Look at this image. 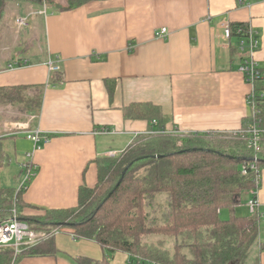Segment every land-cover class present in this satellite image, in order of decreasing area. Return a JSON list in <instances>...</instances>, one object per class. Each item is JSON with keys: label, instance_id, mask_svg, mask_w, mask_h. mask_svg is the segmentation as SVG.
I'll return each instance as SVG.
<instances>
[{"label": "crops", "instance_id": "0c3cea01", "mask_svg": "<svg viewBox=\"0 0 264 264\" xmlns=\"http://www.w3.org/2000/svg\"><path fill=\"white\" fill-rule=\"evenodd\" d=\"M15 5L14 22L7 19L10 28L1 43L7 45V39L16 36L21 47L25 38L40 35L45 42L43 56L38 51L22 54V49L13 56L16 52L6 54L7 46L0 49V88H26L16 106L0 107V138L14 142L11 153L26 143L23 153L32 155L37 168L22 195L27 207L19 219L25 223L49 209L77 208L81 188L97 186L102 160L118 159L138 135L150 133V122L126 118L131 105L160 107L169 118L168 131L175 128L183 135L234 133L250 115L247 97L252 85L240 71L249 55L235 50L236 40H226L224 30L232 23L250 25L259 40L253 61L264 68V0H108L70 12L53 8L47 14L30 3ZM25 17L29 32L24 37L14 29L16 20ZM163 29L168 37H157ZM16 58L28 65L8 69ZM51 59L59 72L49 71ZM35 88L42 91V101L32 112ZM35 130L44 140L37 151L27 138ZM22 165L15 183L3 187L17 190ZM261 171L257 198L264 216ZM53 237V256L18 257L12 264H77L80 258L105 257L97 242L77 240L68 228ZM259 242L264 245V223ZM255 254L264 264V252ZM130 260L129 254L117 252L111 263Z\"/></svg>", "mask_w": 264, "mask_h": 264}, {"label": "trees", "instance_id": "16d2710c", "mask_svg": "<svg viewBox=\"0 0 264 264\" xmlns=\"http://www.w3.org/2000/svg\"><path fill=\"white\" fill-rule=\"evenodd\" d=\"M66 1L65 7L57 6L55 11L70 12L108 0ZM9 3L56 6L55 0H0V24ZM250 29L248 24H230L235 50L249 40ZM31 49L26 45L21 52ZM247 50L242 53L248 54ZM255 70L253 103L257 108L240 130L254 125L263 131L257 155L244 136L234 133L169 134V118L160 107L134 104L127 108L126 118L150 122L151 134L138 135L118 159L102 160L97 186L81 188L77 208L49 209L43 216L28 219L29 228L46 233L68 228L75 239L95 241L105 250L102 260L80 258L77 264H113L117 252L129 254L131 264H259L255 253L263 252L264 245L259 242L258 218L236 213L243 194L256 187L254 174L243 175L242 166L257 157V168L264 169V68ZM35 89L39 109L42 91ZM25 91L24 87L0 88V107L16 106ZM113 91L110 87L111 95ZM5 140L0 138V222L11 217L14 207L18 214L27 207L22 196L26 191L17 194L2 184L11 149L5 147ZM225 210L227 218L222 216ZM54 238L18 256L13 250H3L0 264H12L18 257L53 256Z\"/></svg>", "mask_w": 264, "mask_h": 264}, {"label": "built area", "instance_id": "2783aa9c", "mask_svg": "<svg viewBox=\"0 0 264 264\" xmlns=\"http://www.w3.org/2000/svg\"><path fill=\"white\" fill-rule=\"evenodd\" d=\"M46 14V12L44 11ZM43 14V13H40ZM16 25L19 28L22 27H28L29 26V20L28 17L26 18H18L16 20ZM224 38L226 40H230L231 38V32H230V26H226L224 30ZM157 37L159 38H166L168 37V32L166 29H163L160 33L157 34ZM239 48L241 52H245L248 49V55L249 58L243 61L244 63L242 64V67L240 68V71L245 75L247 80L250 82L252 85V91L247 97V104L250 107V113L252 114V110H256L257 105L256 103H253L254 99V87H253V82L257 78L256 73V68L258 67L255 61H253L255 53L259 49V40L255 34H251L250 38L248 41H242L239 44ZM28 65V61L23 60L22 58H16L11 62L7 68L8 69H13L15 67H21ZM48 67L49 71L51 73L54 72H59L60 71V66L57 65V62L53 59H51L48 62ZM167 133L169 134H174V135H183L181 132L177 129L174 128L172 131H168ZM262 133L263 131L254 126L250 125L245 131H236L234 132L235 136H244L248 146L250 149L254 151V153L257 155V153L260 152L261 150V140H262ZM27 138L34 143V151H37L40 149V143L43 140L42 133L40 130H35L30 132V134L27 135ZM121 155V154H120ZM111 157H116L119 156L117 153H111ZM31 154L27 155L28 161L23 163L22 165V170H21V178L19 181V184L17 186L16 193L18 194L19 192L26 191L31 183V180L33 177L36 176L37 173V168L35 165H33V162L31 161ZM257 157H255L254 161L249 163L248 165H243L242 166V173L243 175H247L250 172H252L255 176V181H256V187L251 189L248 192L249 195V201L247 203L250 214L252 216H256L258 218L257 225L258 228L261 226V224L264 223V216L260 215L258 212V209H260L261 203L257 198V194L259 192V186L261 184V171L257 168L256 163H257ZM60 229L54 230L51 233H46V232H35L31 230L28 226L27 223L19 221V214L15 207L11 211V217L5 221L0 222V251L9 248L14 251L15 256H18L22 250L30 247H34L38 245L41 241L48 239L49 237L55 236ZM263 252H264V247H263Z\"/></svg>", "mask_w": 264, "mask_h": 264}, {"label": "rangeland", "instance_id": "374dc122", "mask_svg": "<svg viewBox=\"0 0 264 264\" xmlns=\"http://www.w3.org/2000/svg\"><path fill=\"white\" fill-rule=\"evenodd\" d=\"M55 1H56V3H55L56 6L50 7V5H46L45 4L43 6H40L38 8V10L41 11V12H44L45 10H47L46 11V14H47L48 11H51L53 8L56 10L57 6L65 7L66 4H67V1L65 2V0H55ZM15 4H18V3H9L5 13L3 14V15H5V20L0 25V33H1L0 49L4 48V46H7L10 51L9 52L5 51V52H6L7 55H11L12 53H14L16 51L19 53V51L22 48H24L26 45H29V46H32V49L30 51L26 52L25 53L26 55H31L32 56V55H34V53H36L38 51V53L43 56L44 53H45V51H44L45 48L43 46L45 42H44L43 37L41 35H40V38H36V40H32L31 36L25 38V40H22L21 47L18 45V41H15L16 36H13L12 38L7 39V41L9 42V44H7V45H4L3 43H1L3 41L1 39L4 37V34L7 31V28H10L8 26V24H6L7 19H10V21L12 23L14 22V18H13L14 14L13 13H14V11L16 9V5ZM31 10H32V8H31ZM31 10L29 11L30 13H31ZM15 28H16V29H14L15 32H21L24 37L27 36L26 33L29 32V30H27L28 28H26V27L19 28L16 25ZM19 30H24V31H19ZM17 52L13 56H16V55L18 56L19 54ZM22 54H24V53H22ZM37 102H38V100L35 101V99H34L32 112H36L38 110L37 107H36L37 106ZM149 134H151V133H149ZM19 140H25L26 141V138L21 137ZM19 140L17 142H19ZM5 141H6L5 142V147L6 148H8L9 145L11 146V144L14 143L12 140H5ZM25 146H26V143L21 142L18 145V147H17L16 153L15 152L11 153V151H10L11 149L8 150V154H7L8 157H7V160H6V166L4 167V169L2 171V183H3L4 186H6V185L10 186V185H13L15 183V180L17 179V175L20 174V165L23 164L24 162L28 161L27 156L23 153V148H25ZM34 178L35 177H33V179ZM248 196H249L248 192L243 194V197L241 199L242 200V204L239 206V208H237V212H236L239 216H244V217L245 216H250V210H249V207L247 205V203L249 201V197ZM226 216L228 217V211L227 210H225V213L223 214L224 218H227ZM146 264H150V263H146Z\"/></svg>", "mask_w": 264, "mask_h": 264}, {"label": "water", "instance_id": "95a60500", "mask_svg": "<svg viewBox=\"0 0 264 264\" xmlns=\"http://www.w3.org/2000/svg\"><path fill=\"white\" fill-rule=\"evenodd\" d=\"M156 158H158V157H156ZM127 170H128V169H126L125 172L123 173L122 178H121L120 182H119L118 185H117L118 187H119V184L122 182V180H123V178H124V176H125ZM19 221H21V223L24 222V220H22V219H19ZM63 226H65V225H63Z\"/></svg>", "mask_w": 264, "mask_h": 264}, {"label": "bare ground", "instance_id": "6f19581e", "mask_svg": "<svg viewBox=\"0 0 264 264\" xmlns=\"http://www.w3.org/2000/svg\"><path fill=\"white\" fill-rule=\"evenodd\" d=\"M44 13V12H43ZM26 18V17H25ZM250 31H251V29H250ZM161 32V31H160ZM250 34V33H249ZM249 37H250V35H249ZM231 40V39H230ZM248 40V39H247ZM246 40V41H247ZM248 51V50H247ZM243 64V63H242ZM258 68V67H257ZM254 83V82H253ZM233 134V133H232ZM261 142H262V140H261ZM246 176V175H245ZM33 179V178H32ZM20 218V217H19ZM28 224V223H27ZM29 225V224H28ZM53 237V236H52ZM45 241V240H44ZM32 248V247H31ZM31 248H29V249H31ZM34 248V247H33ZM6 249H8V248H6ZM4 250V249H3ZM23 252V251H22ZM21 254V253H20Z\"/></svg>", "mask_w": 264, "mask_h": 264}, {"label": "clouds", "instance_id": "9594fccd", "mask_svg": "<svg viewBox=\"0 0 264 264\" xmlns=\"http://www.w3.org/2000/svg\"><path fill=\"white\" fill-rule=\"evenodd\" d=\"M250 216H251V214H250Z\"/></svg>", "mask_w": 264, "mask_h": 264}]
</instances>
